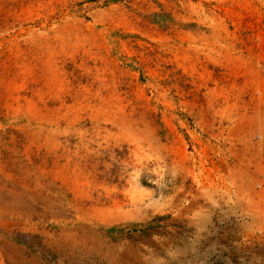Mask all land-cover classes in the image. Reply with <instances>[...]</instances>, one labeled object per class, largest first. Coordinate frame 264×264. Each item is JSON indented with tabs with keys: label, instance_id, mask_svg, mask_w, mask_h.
Instances as JSON below:
<instances>
[{
	"label": "rangeland",
	"instance_id": "obj_1",
	"mask_svg": "<svg viewBox=\"0 0 264 264\" xmlns=\"http://www.w3.org/2000/svg\"><path fill=\"white\" fill-rule=\"evenodd\" d=\"M0 264H264V0H0Z\"/></svg>",
	"mask_w": 264,
	"mask_h": 264
}]
</instances>
